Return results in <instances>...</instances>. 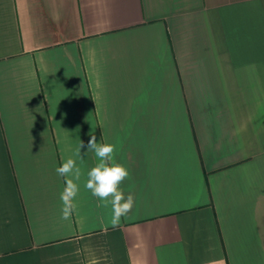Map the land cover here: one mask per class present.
Masks as SVG:
<instances>
[{"label": "crops", "instance_id": "0c3cea01", "mask_svg": "<svg viewBox=\"0 0 264 264\" xmlns=\"http://www.w3.org/2000/svg\"><path fill=\"white\" fill-rule=\"evenodd\" d=\"M92 135L129 170L117 227ZM93 256L264 264V0H0V264Z\"/></svg>", "mask_w": 264, "mask_h": 264}, {"label": "clouds", "instance_id": "9594fccd", "mask_svg": "<svg viewBox=\"0 0 264 264\" xmlns=\"http://www.w3.org/2000/svg\"><path fill=\"white\" fill-rule=\"evenodd\" d=\"M85 147L80 141L76 156L83 161L88 152H93L97 158V163L87 172L85 188L91 192L93 197L102 202V206L111 205V224L117 227L121 218L126 217L134 208L135 197L132 193H125L121 188L123 182L129 177V170L121 163L115 162L114 153L116 147L110 143H98L96 136L92 135L87 143V152L83 155L81 150ZM58 176L64 178L65 187L60 193L59 199L62 203L61 219L70 220L76 213L78 205L75 202L79 192L82 171L77 164V160L68 158L62 162L61 166L55 169ZM89 264H98L93 256Z\"/></svg>", "mask_w": 264, "mask_h": 264}]
</instances>
